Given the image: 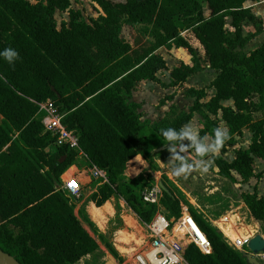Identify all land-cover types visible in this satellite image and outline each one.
Returning <instances> with one entry per match:
<instances>
[{"label":"trees","instance_id":"16d2710c","mask_svg":"<svg viewBox=\"0 0 264 264\" xmlns=\"http://www.w3.org/2000/svg\"><path fill=\"white\" fill-rule=\"evenodd\" d=\"M94 1L102 13L85 21L69 7L70 0H0V52L11 48L18 54L11 61L0 55V249L19 264H76L101 247L122 263L124 258L97 224L104 226L106 211L113 212L112 197L122 199L141 222L152 219L158 205L144 200L138 177L130 182L124 176L137 161L146 165L147 156L159 147L174 144L191 151L190 139L180 133L195 113L205 119L199 144L206 145L207 136L214 140L219 118L227 124L220 153L234 145V136L244 128L252 134L249 147L236 149L232 160L196 153L199 159L211 157L227 178L238 174L247 182L262 176L255 172L254 159H264V118L255 116L264 113V42L249 53L244 48L264 32V23L246 5L250 0ZM58 10L70 17L60 27ZM124 24L140 26L152 38L151 46L133 48L121 37ZM246 24L252 30L246 31ZM171 45L189 50L192 64L173 67L170 85L180 86L206 67L217 71L209 84L213 93L207 98L205 87H189L186 94L194 102L188 109L172 104L158 121H142L140 104L128 97L140 81L160 80L157 73L166 61L156 49ZM47 98L65 113L63 123L78 135L89 160L107 171L109 183L90 194L95 204L89 213L84 206L76 211L75 198L60 188L61 175L69 167L87 162L44 131L36 101ZM229 100L231 105L223 104ZM169 127L178 135L167 141L161 129ZM75 170L71 167L67 174ZM147 175L149 185L159 181L153 170ZM160 181V204L168 217H175L173 226L187 205L212 247L207 254L184 238L189 264H249L224 238L222 231L229 236L238 232L229 216L216 226L166 175ZM242 196L264 230V195L255 186ZM114 207L119 218V203Z\"/></svg>","mask_w":264,"mask_h":264},{"label":"rangeland","instance_id":"374dc122","mask_svg":"<svg viewBox=\"0 0 264 264\" xmlns=\"http://www.w3.org/2000/svg\"><path fill=\"white\" fill-rule=\"evenodd\" d=\"M31 1L35 2L36 0ZM246 5L251 6L257 15H262L261 17L264 21V0H250L246 2ZM69 7L78 11L81 18L85 21H91V19L97 18L102 13L101 7L94 0H70ZM55 18L58 27L61 26L62 22L68 23L70 19L68 11L59 10L55 13ZM245 30H252V28L249 24H246ZM121 37L129 42L135 49H144L150 47L152 44V38L144 33L142 28L138 25L124 24ZM191 42L196 44L195 40ZM259 44L258 36L245 46L244 51L249 53L251 50L258 47ZM198 51L201 53V62L204 64L205 62L200 48H198ZM156 52L160 53L166 61V67L159 70L157 73L160 80L158 82L150 80L140 81L128 97V100L136 101L140 104L139 112L142 121H158L161 117L169 113L172 104L176 105L178 108L188 109L194 102V98L186 94L189 87H205L208 92V98L213 93V89L209 87V84L217 74V71L205 67L201 71L189 76L180 86H172L170 85L171 69L181 63L192 64V54L186 48L176 47L175 45L162 46L156 49ZM171 96L173 97L171 98ZM223 104L231 105L232 101H223ZM255 116L256 118H264V113L258 112ZM204 121L205 119L202 114L195 113L191 121L185 126V131H193L195 134V141L192 140L191 142L193 145L191 151H185L180 146L174 144L166 145V148L163 150L154 149L147 156L146 165L141 166L140 162L137 161L127 170L124 177L130 182L135 181V177H138L137 180L140 182L137 189L142 194L143 198L146 195L149 196L152 194L160 199L164 187L160 180L162 174L166 175L181 192L188 197L189 203L195 202L201 207L202 213L212 223L216 225V221L226 216H229V219L231 218L230 221L236 223L233 225L238 229V232L235 233L234 236L226 235L220 229L223 235L231 239L238 235L245 237L254 236L262 232V223L260 222L261 225L259 227V221L250 213V210L243 200L242 194L244 192L253 191L256 186L258 194L264 195V159L258 157L254 159L255 172L262 174L260 178L252 177L249 181L242 182L238 174H235L234 178H227L220 175L211 157L199 159L196 155L195 145L199 143V131L203 127ZM219 125L221 129H226L227 131V124L221 118H219ZM234 137V145L228 146L227 151L224 153H220L218 150L215 154H220L225 159L232 160L235 156L236 149H247L249 147L252 134L248 128H244L241 135H236ZM205 140L206 145H211L213 143V139L210 136H207ZM170 148L172 151H169ZM177 155L181 157V159H177ZM202 161H206L207 163L206 172L202 171L200 168ZM182 163L192 164V171L188 172L187 175L182 174L179 177L174 176L171 170L179 168ZM76 165L79 171L82 172V175H79L81 182H89L90 173L86 171L87 164L78 162ZM149 170H153L154 175L158 176L159 181L154 185H149L148 183L149 176L147 175V171ZM96 183L97 182L92 178L90 183L83 184L81 195L78 200H75L77 205L76 211L80 206H84L87 210L90 194L96 187ZM86 196L87 200L83 202ZM110 201L113 207L116 203H119V218L115 210L112 218L107 220L104 226H99L94 220L93 221L100 230L109 235L120 255L124 258V261L119 263L108 251H105L106 249L104 247H101L93 256L89 255L84 257L76 264H127L128 258L132 255V252L135 251L134 248L138 249V245L143 242L146 234L144 230L145 223L138 219L136 214L122 199L112 197ZM239 221L243 223V231H240ZM185 230L191 234L187 229ZM117 231L121 232L118 234L116 233ZM191 236L194 238L192 234ZM118 238H121L123 242H119ZM124 250H131V252L127 253Z\"/></svg>","mask_w":264,"mask_h":264},{"label":"built area","instance_id":"2783aa9c","mask_svg":"<svg viewBox=\"0 0 264 264\" xmlns=\"http://www.w3.org/2000/svg\"><path fill=\"white\" fill-rule=\"evenodd\" d=\"M36 104L38 106V112L43 114L41 122L44 126V131L49 132L55 137V143L57 145H66L76 150L80 156L84 157L87 162L86 171L90 173L89 182L87 183H90L92 178L97 182L93 191H96L99 185L109 183L107 171L89 160L87 154L80 147L78 135L74 131L68 129L63 123L65 113L59 110L54 101L47 98L43 101H36ZM74 166L77 167L76 164H74ZM71 167L61 175L62 184L60 188L65 190L71 197L75 198V200H78L81 195L83 184L87 183L81 182L79 175H82V172H80L78 168H76L74 172L67 174ZM144 199L148 202L157 204L158 209L152 219L148 223H145L144 230L146 234L143 242L138 245V249L134 248L135 251H133L132 255L128 258L127 264H189L183 253L182 240L184 238L194 243L204 253L209 254L212 252L209 241L205 243V245H199L191 234L185 230L187 219H192L194 221L189 213L187 205L182 208L183 214L180 221L173 226L175 217H168L166 215L163 206L160 204V199L156 195H146ZM192 204L202 211L198 204L195 202H192ZM252 237L253 235L248 237L238 235L231 239L224 235L226 242L233 248L239 250L243 256L247 253H252L264 264V252L253 253L248 247V242Z\"/></svg>","mask_w":264,"mask_h":264},{"label":"clouds","instance_id":"9594fccd","mask_svg":"<svg viewBox=\"0 0 264 264\" xmlns=\"http://www.w3.org/2000/svg\"><path fill=\"white\" fill-rule=\"evenodd\" d=\"M0 55L4 56L6 59L11 61L12 57L16 56L18 57V54L15 50L11 48L5 49L3 52H0ZM162 136L165 138V140L170 141L177 138V132L174 131L171 127L167 128L166 130L161 129ZM181 136L187 137L193 141H195V134L193 131H184L180 133ZM227 136L226 129L216 128L214 129V140L211 145H205V144H199L197 143L195 145V151L200 157H204L208 153H215L219 150V147L223 140ZM169 151H172L170 148ZM177 159H181L178 155L176 156ZM200 168L202 171H207V163L206 161L201 162ZM193 165L192 164H184L182 163L179 168L172 169L171 172L174 176H181L187 175L188 172L192 171Z\"/></svg>","mask_w":264,"mask_h":264},{"label":"water","instance_id":"95a60500","mask_svg":"<svg viewBox=\"0 0 264 264\" xmlns=\"http://www.w3.org/2000/svg\"><path fill=\"white\" fill-rule=\"evenodd\" d=\"M192 142V140H190ZM166 146L159 147L157 150H163ZM164 188V187H163ZM248 247L253 253L264 252V236L261 233L255 234L248 242ZM247 263L249 264H261L257 257L252 253L244 255ZM0 264H19V262L9 253L0 249Z\"/></svg>","mask_w":264,"mask_h":264},{"label":"bare ground","instance_id":"6f19581e","mask_svg":"<svg viewBox=\"0 0 264 264\" xmlns=\"http://www.w3.org/2000/svg\"><path fill=\"white\" fill-rule=\"evenodd\" d=\"M185 229L191 232V234L194 236L193 239L197 241L199 245H205V243H207L205 235L192 219H187Z\"/></svg>","mask_w":264,"mask_h":264},{"label":"crops","instance_id":"0c3cea01","mask_svg":"<svg viewBox=\"0 0 264 264\" xmlns=\"http://www.w3.org/2000/svg\"><path fill=\"white\" fill-rule=\"evenodd\" d=\"M260 16V15H259ZM262 16V15H261ZM260 16V17H261ZM262 18V17H261ZM263 23H264V21H263ZM259 36V42H260V44H262V42H264V32H262L261 34H259L258 35ZM258 36H256V37H258ZM255 37V38H256ZM259 44V45H260ZM72 167H75V169L77 168L76 166H72ZM87 200V196H86V198H84L83 199V202H85ZM109 201V200H108ZM108 201H106V202H108ZM105 202V203H106ZM94 202L93 201H88V204H87V212L89 213V209H90V207H91V204H93ZM105 203L102 205V206H104L105 205ZM95 204V203H94ZM101 207V206H100ZM112 207H113V205H112ZM114 213H115V209H114V207H113V212L111 213L110 211H109V209L106 211V219H105V222L107 221V220H109V219H111L112 218V216L114 215ZM93 220V219H92ZM259 221V220H258ZM105 222H104V224H105ZM260 225H261V223H260V221H259V227H260ZM262 229V228H261ZM117 232H119V231H117ZM116 232V233H117ZM259 233H261L263 236H264V230H262V232H259ZM106 252H107V250H105ZM89 256V255H88ZM87 257V256H86Z\"/></svg>","mask_w":264,"mask_h":264}]
</instances>
